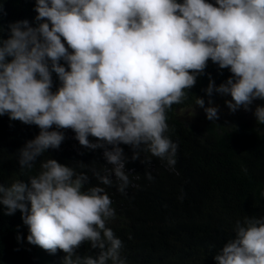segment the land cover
I'll use <instances>...</instances> for the list:
<instances>
[{"label": "clouds", "instance_id": "clouds-1", "mask_svg": "<svg viewBox=\"0 0 264 264\" xmlns=\"http://www.w3.org/2000/svg\"><path fill=\"white\" fill-rule=\"evenodd\" d=\"M34 11L35 27L16 21L0 35V116L39 128L18 150L19 170L59 149L68 129L83 148L103 149L112 168L102 175L48 158L28 183H0V208L6 216L19 211L27 243L61 250L62 264H125L122 241L107 226L115 210L99 186H112V175L121 193L130 183L119 145L130 146L133 161L150 164L144 152L175 165L167 112L187 99L209 61L232 75L218 86L209 77L208 97L230 96L232 113L264 100V0H35ZM195 103L209 121L219 119L211 99ZM253 114L264 124V106ZM90 177L99 183L86 188ZM233 232L216 264H264V216L245 215ZM83 244L98 254H77Z\"/></svg>", "mask_w": 264, "mask_h": 264}, {"label": "trees", "instance_id": "trees-1", "mask_svg": "<svg viewBox=\"0 0 264 264\" xmlns=\"http://www.w3.org/2000/svg\"><path fill=\"white\" fill-rule=\"evenodd\" d=\"M34 8L35 0H0V27L4 29L0 35L7 38L8 25L16 21L27 20L35 27ZM231 75L228 69H219L209 61L187 99L168 110L166 135L178 144L175 165L144 152L140 158L150 157V164L133 161L130 146L119 145L128 158L125 171L130 183L121 193L112 175V186H99L112 201L115 218L107 226L122 241L120 256L125 264H216L214 256L233 237L236 221L245 215L264 216V125L245 119L226 126L209 121L198 135L177 117L178 109L200 97L209 77L218 86ZM52 77L55 91L59 82L55 73ZM38 133L35 125L0 116V183L7 185L16 179L28 183V177L48 158L77 171L79 161L102 175L105 169L111 173L112 166L102 157L103 149H85L73 138L64 140L59 149L47 150L31 171L21 174L18 150ZM89 140L96 142L92 137ZM146 173L151 174V180ZM98 183L90 177L85 187ZM3 211L0 208V264H62L65 253L61 250L51 254L35 245L29 250L18 241L21 213L6 216ZM77 254L95 256L98 250L83 244Z\"/></svg>", "mask_w": 264, "mask_h": 264}, {"label": "rangeland", "instance_id": "rangeland-1", "mask_svg": "<svg viewBox=\"0 0 264 264\" xmlns=\"http://www.w3.org/2000/svg\"><path fill=\"white\" fill-rule=\"evenodd\" d=\"M200 98H203L205 100V107L208 106L209 99L213 101L214 106H218L219 119L216 120L215 123H219V125L221 126H226L228 124H231L237 119H245L246 121L252 124H259L256 122L255 116L253 114L254 109L257 105L264 106V100H255L253 101V104L250 106L251 110L245 111L243 108H241V109H238L235 113H232L229 111V109L225 105V100H231L230 96H222L214 92L211 97H208L206 93L203 91V93L200 95ZM177 117L179 118L180 121H182L184 125L191 128L198 135L202 134L205 124L209 122V120L206 118V115L203 109L198 108L195 102L188 107L178 109ZM50 130H57V129L53 128ZM60 131H63L64 133L65 142H70L75 137V133L71 129L60 130ZM102 157H103V154H102ZM17 235L21 237L20 241L29 250H32L33 245L28 244L26 240V237L28 235L27 226L23 224L21 219L17 224Z\"/></svg>", "mask_w": 264, "mask_h": 264}]
</instances>
